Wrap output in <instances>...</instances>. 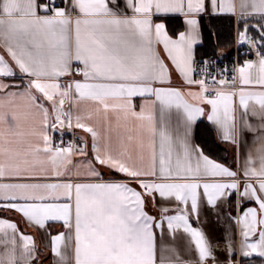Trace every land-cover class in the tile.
Masks as SVG:
<instances>
[{"label": "snow or ice", "instance_id": "obj_1", "mask_svg": "<svg viewBox=\"0 0 264 264\" xmlns=\"http://www.w3.org/2000/svg\"><path fill=\"white\" fill-rule=\"evenodd\" d=\"M169 15L183 17V31L169 35L164 22ZM222 15H237L235 0H0V38L7 56L0 54V208L40 229L61 223L66 231L49 234L58 264H68L62 248L72 245L73 264H166L163 253L175 250L161 245L158 259L156 243L157 235L163 239L165 225L172 238L179 230L187 234L198 255L196 264H206L212 251L205 234L189 222L190 213L198 216L202 197L214 208L233 193L238 208L241 201L256 205L235 218L242 236L240 254L264 258V155L258 168L249 156L234 170L191 141L205 112L201 104L210 106L207 119L222 140L234 144L237 104L241 129L255 131L249 115L264 119V0H240L236 42L256 49L258 60L235 69L231 81L223 75L217 80L208 72L214 61L197 62L195 53L205 33L209 40L216 35L211 24L202 31L204 17ZM74 62L80 67L74 69ZM197 63L205 77L199 80L193 79ZM173 70L187 85L198 86L187 96L200 104L164 86L171 83ZM74 74L82 79L59 82ZM22 83L23 91H15ZM226 86L231 90L225 91ZM21 97L27 114L39 117L29 131L13 107ZM73 97L130 118L134 134L114 144L110 134L80 115L73 125L71 112L64 111L65 99ZM137 97L143 100L139 111ZM73 126L90 135L91 157L83 138L79 144H64L63 130ZM74 156L84 159L73 164ZM101 169L126 179L105 180ZM157 194L177 202L176 214L162 207L158 219L145 211L147 198L155 201ZM9 231L13 248L0 264H17L19 229L0 218V233ZM20 240L24 264H30L33 238L20 233ZM229 255H234L231 245ZM174 264L191 262L177 255Z\"/></svg>", "mask_w": 264, "mask_h": 264}, {"label": "crops", "instance_id": "obj_2", "mask_svg": "<svg viewBox=\"0 0 264 264\" xmlns=\"http://www.w3.org/2000/svg\"><path fill=\"white\" fill-rule=\"evenodd\" d=\"M59 2V1H58ZM237 6V15L233 16L236 20L239 17L240 13V0H235ZM250 11V9H249ZM178 20L181 21L182 27L179 31L184 30L183 17H177L175 15H169L164 19L166 27L175 26L178 24ZM159 22V21H157ZM236 30V28H235ZM169 31V30H168ZM169 35H172L169 32ZM175 38V36H173ZM160 50L162 53V46H160ZM0 54H5L4 49V40L0 38ZM163 54V53H162ZM5 58L7 56L5 54ZM258 55L256 54L247 61H257ZM167 62V61H166ZM170 63V62H168ZM80 67L76 62L73 63V68ZM255 74V70H254ZM82 79L81 76L75 75L73 77H62L60 78V83H65L68 79ZM17 83H21L20 81H16ZM23 83H27L25 80ZM23 83L21 84V88L14 89L15 91H23ZM166 87L177 88L181 92L185 93V98L189 103L200 104L201 102L198 99H193L192 97L187 96L189 91L198 92L199 88L196 85L189 86L187 85L183 79L176 73L174 70L171 74V83L164 85ZM239 87V84H238ZM110 103H117V101H110ZM136 105V110L139 111V106L143 103V100L137 97L134 101ZM27 101L24 98H17L15 104L13 105L14 109L18 111L21 116V124L24 131H29L32 127L38 126L39 117L28 115L26 108ZM45 106H49L47 102H45ZM205 108L204 114L197 119V122L201 119L205 120L209 123V125L213 128L216 139L221 143H224L228 149L230 150L231 156L228 162H220L211 157L210 159L221 163L227 167L233 168L236 170L237 168H242L244 166V162L247 157H251L255 162V167H259L260 157L264 155V127H261L264 124V119L260 117H253L249 115L248 120L253 125L255 131H249L247 129H241L240 127V118H241V110L239 105H236V117H237V133L236 138L238 143L234 144L231 142H226L222 140L221 136L218 134L217 129L214 125H212L207 116L210 113V106L202 105ZM50 107V106H49ZM64 111L71 112L73 117V125L75 124L76 115H80L85 121L95 127L102 134H110L114 144H117L120 138L126 139L129 134H134L135 132V122L129 119H124L123 115L117 113L116 111L109 110L105 112L103 108L90 100H76L73 98L65 99ZM259 111V109H257ZM171 120L173 126L176 122V114L175 110H173L171 114ZM196 122V124H197ZM196 124L192 131L191 141L193 145H198L195 141V129ZM64 134L74 133L83 138L84 141L87 142V150L89 153V157L92 155L91 144L92 140L88 133L83 131L82 129H77L73 126L71 130L64 129ZM59 137V133H56V139ZM199 146V145H198ZM205 154V153H204ZM206 155V154H205ZM84 157L74 156L72 158V163L76 164L82 161ZM71 167V166H70ZM104 173V179H126L120 174H116L113 176L108 172L107 169H101ZM133 187H137L134 183H132ZM137 190H139L137 188ZM231 199V201H230ZM230 201V202H229ZM238 197L235 193L228 200H220L217 202L216 207L208 206L206 200L202 197L199 206L198 216L196 214L190 213V223L194 228L201 230L205 234L206 241L211 248L212 257L206 261V264H240L241 260L249 259L243 258L240 254V245L242 241V236L240 234V227L235 223V218L242 214L243 208L246 207H255L254 202L249 201H241V207H237ZM162 207H167L169 209V215L176 214L175 209L177 208V202L172 200H162L158 194L156 195V200L153 201L151 197L147 198L145 204V211L152 216H156L159 219L160 209ZM181 208L184 206L181 205ZM1 212H4L3 215H0V218L9 220L11 222H15L19 229L18 233L15 235V257L17 260V264H24V260L22 258V242L20 240V233L25 235H30L33 238L35 244V251L32 254L34 256L31 259L30 264H36L37 262L43 260L42 264H58L59 258L56 257L51 251L50 245V235H55L59 232L66 231L61 223H50L48 227L44 229H40L30 223H28L20 214L15 213L13 211H9L4 208H0ZM190 211V206H189ZM159 233V230H157ZM258 237H252L253 240ZM12 233L9 231L7 235L4 233H0V258L7 259V256L11 253L13 245L11 244ZM157 257L161 256V245L167 246L169 249H174L175 251H165L163 253L166 264H169V261L174 264L177 255L180 260L189 261L191 264H196L198 260V255L195 249L194 244L191 242L190 237L185 234L182 230H179L175 233V237L172 238L169 236L165 225V231L163 233V239L161 240L160 236L157 235ZM229 245H231V250L233 252V256L229 255ZM73 248L74 245L68 247L67 249L62 248V252H64L68 256V264H73L72 256H73ZM44 255V256H42ZM252 257H259L253 254ZM46 258V260L44 259ZM262 258V257H260ZM264 259V258H262Z\"/></svg>", "mask_w": 264, "mask_h": 264}, {"label": "trees", "instance_id": "obj_3", "mask_svg": "<svg viewBox=\"0 0 264 264\" xmlns=\"http://www.w3.org/2000/svg\"><path fill=\"white\" fill-rule=\"evenodd\" d=\"M250 23L254 24L255 19L250 20ZM209 24L213 26L212 30L216 35L209 40L205 33L203 44L197 45L195 48L196 59L228 54L233 45L235 28L238 32L241 27L238 22V17L235 20L233 16L229 15L205 16L202 21V31L204 27H207ZM181 27L182 23L178 20V24L175 26H168V30L173 35V33L178 32ZM249 35L255 36V33L250 32ZM195 141L207 156L220 162L229 161L231 156L230 150L224 143L216 139L213 128L203 119L199 120L196 124ZM3 214L4 212L0 211V215ZM44 259L46 260V258ZM42 262L43 260L36 264H42ZM240 264H264V259L260 257H250L249 259L241 260Z\"/></svg>", "mask_w": 264, "mask_h": 264}, {"label": "built area", "instance_id": "obj_4", "mask_svg": "<svg viewBox=\"0 0 264 264\" xmlns=\"http://www.w3.org/2000/svg\"><path fill=\"white\" fill-rule=\"evenodd\" d=\"M256 52V49L249 50L248 45H244L243 47L239 46L235 39V44L228 54L214 55L208 58H200L196 60L197 62H199L201 59L214 61V63H212L208 68V72L211 73L212 76H215L217 80H219L221 78V75H223L225 79L231 81L232 77L236 75V72L234 70L243 65L247 60L251 59L256 54ZM202 67L203 65H200L199 63L194 65L196 71L193 73V79L199 80L205 78L200 72V69ZM236 87L238 88V81ZM224 90L229 91L231 89L226 86ZM78 138L81 137L74 133L64 134V144H79L80 140ZM57 142H59V137H57Z\"/></svg>", "mask_w": 264, "mask_h": 264}, {"label": "rangeland", "instance_id": "obj_5", "mask_svg": "<svg viewBox=\"0 0 264 264\" xmlns=\"http://www.w3.org/2000/svg\"><path fill=\"white\" fill-rule=\"evenodd\" d=\"M236 36H237V30L234 31V41H233V45L235 44ZM233 45H232V47H233ZM256 51H257V50H256Z\"/></svg>", "mask_w": 264, "mask_h": 264}]
</instances>
